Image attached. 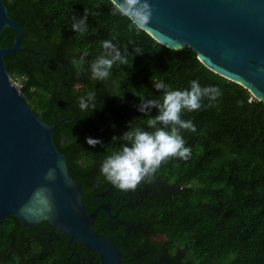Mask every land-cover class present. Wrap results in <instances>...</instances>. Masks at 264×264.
<instances>
[{
	"label": "trees",
	"instance_id": "obj_1",
	"mask_svg": "<svg viewBox=\"0 0 264 264\" xmlns=\"http://www.w3.org/2000/svg\"><path fill=\"white\" fill-rule=\"evenodd\" d=\"M9 14L22 28L23 45L5 55L11 76L21 81L25 98L49 123L68 118L54 131L57 147L67 155L71 174L82 182L87 211L91 199L109 183L100 173L103 160L124 143L120 136L132 127H147L156 108L142 113L145 99H162L152 77L173 90L190 88L198 80L202 87L217 86L222 95L212 102L204 98L202 108L182 110L181 118L192 120L196 131L180 129L187 159L171 157L155 174L139 185L160 177L167 183L184 185L147 198L134 219H142L153 232L167 237L166 245L199 264H264V102L243 85L207 66L189 46L168 47L124 12H114L112 0H5ZM90 14L84 33L72 31L73 18ZM94 13V14H93ZM15 31L5 27L0 41L13 43ZM111 39L123 51L128 64L114 65L110 76L92 78L90 64L104 52L101 41ZM134 48L143 54L135 55ZM88 55L82 65L72 60ZM97 93V108L80 111L77 98ZM170 131V129H168ZM99 139L92 147L86 138ZM113 137H117L113 139ZM197 179L194 187L188 181ZM48 222L26 225L15 216L4 217L0 229V264H57L69 252L66 242L49 237ZM69 238V236H67Z\"/></svg>",
	"mask_w": 264,
	"mask_h": 264
},
{
	"label": "water",
	"instance_id": "obj_2",
	"mask_svg": "<svg viewBox=\"0 0 264 264\" xmlns=\"http://www.w3.org/2000/svg\"><path fill=\"white\" fill-rule=\"evenodd\" d=\"M113 1V0H112ZM123 0H116L121 7ZM151 18L141 28L162 44L196 51L214 72L247 88L264 102V0H148ZM125 13L136 23L135 14ZM5 27L14 41H0V229L6 216L26 225L48 222L100 255L102 264H125L114 238L94 226L102 204L88 212L82 182L74 177L67 155L54 140V131L68 118L49 123L25 98L14 81L5 55L24 46L22 28L0 0V36ZM161 189L179 191L184 185L157 180Z\"/></svg>",
	"mask_w": 264,
	"mask_h": 264
},
{
	"label": "clouds",
	"instance_id": "obj_3",
	"mask_svg": "<svg viewBox=\"0 0 264 264\" xmlns=\"http://www.w3.org/2000/svg\"><path fill=\"white\" fill-rule=\"evenodd\" d=\"M115 5L116 0H113ZM121 7H116L114 12L124 14L125 9L132 11L135 18L141 23L136 24L137 28L147 25L151 18V5L148 0H123ZM90 12L86 8L80 18H73L72 31L84 33L87 30V19ZM94 14V13H93ZM104 52L90 64L92 78L97 81L107 79L111 74L114 65H127L128 47L124 46L123 51L113 43L111 39L101 41ZM135 55H142L139 48H134ZM88 55L84 52L80 60H72L74 66L79 68L84 58ZM152 79L153 86L158 91H163L162 99H145L138 106L142 113H150V109L156 108L158 114L155 117L149 116L147 127L152 131L132 127L119 137L124 143L120 149L108 155L100 166V173L103 177L120 190L135 189L145 178L155 174L161 164L171 157H179L187 160L191 156V148L185 146V140L180 135V129L195 132L196 127L192 120L181 118L182 110L189 112L202 108L201 101L204 98L209 100V107L222 95L217 86L202 87L198 80L190 81V88L184 90H173L162 80ZM80 111L88 112L89 109L97 108V93L89 92L77 98ZM170 129V131L168 130ZM117 137H113L116 139ZM86 143L92 147L100 144L99 139L86 138Z\"/></svg>",
	"mask_w": 264,
	"mask_h": 264
},
{
	"label": "flooded vegetation",
	"instance_id": "obj_4",
	"mask_svg": "<svg viewBox=\"0 0 264 264\" xmlns=\"http://www.w3.org/2000/svg\"><path fill=\"white\" fill-rule=\"evenodd\" d=\"M157 180L162 179L157 177L143 186L138 185L126 191L110 184L106 189L96 192L91 199L94 206L92 211L102 204L111 206L110 210H99L94 226L100 233L114 238L123 253L125 264H199L167 246L165 234L153 232L142 219H134V210L138 206L143 205L147 198L164 192ZM42 231L50 241L56 238L66 242L69 252L57 264H102L97 252L81 243L69 242L70 237L67 238L64 232L52 227H43Z\"/></svg>",
	"mask_w": 264,
	"mask_h": 264
},
{
	"label": "rangeland",
	"instance_id": "obj_5",
	"mask_svg": "<svg viewBox=\"0 0 264 264\" xmlns=\"http://www.w3.org/2000/svg\"><path fill=\"white\" fill-rule=\"evenodd\" d=\"M13 79H14V78H13ZM14 81L16 82V84H17L19 87H21V81H20V79L15 78ZM186 184L191 185V186H194V187H199V186L202 185V183H201L199 180H197V179L190 180V181H188V183H186Z\"/></svg>",
	"mask_w": 264,
	"mask_h": 264
}]
</instances>
